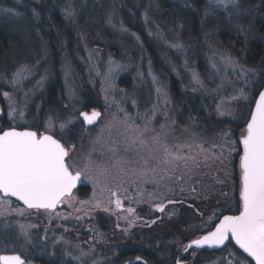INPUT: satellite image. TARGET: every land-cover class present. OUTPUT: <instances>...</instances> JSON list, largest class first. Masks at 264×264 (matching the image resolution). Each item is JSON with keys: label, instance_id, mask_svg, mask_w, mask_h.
Wrapping results in <instances>:
<instances>
[{"label": "rangeland", "instance_id": "374dc122", "mask_svg": "<svg viewBox=\"0 0 264 264\" xmlns=\"http://www.w3.org/2000/svg\"><path fill=\"white\" fill-rule=\"evenodd\" d=\"M82 1L75 15L71 12L74 0H69L66 3L69 10L62 12L63 22L74 31L72 45H64L62 38L68 35L61 19L48 16L52 13L44 10L45 23L52 31L45 29L43 24L42 32L62 42L53 46V57L37 31L35 25L40 24V17L37 19L33 15V9H29L32 22L27 18V9L19 13L22 4L17 0H0V119L7 129L47 131L60 139L69 149V162L85 173L81 179L83 187L79 188L84 197L78 196L79 189H76L61 207L51 212L31 209L20 215L15 209L24 207L15 200L3 198L11 204L0 206V213H3L0 215V256L19 255L25 264H125L133 259H119V254L138 248L152 251L161 264H176L178 257L182 258V264H239L241 260L249 264L250 259L246 260L245 255L237 256L229 249L222 248L209 255H200L197 249L183 251L186 244L211 228L217 220L214 213L219 209L216 207L230 199L236 187L230 182L234 178L230 170L239 140L246 134V124L234 135L227 124L240 123L248 110L249 119L258 74L251 71L242 75V65L236 60L238 66L225 65L222 57L231 56L217 45L231 28L239 30L236 25L242 24L241 16L228 17L224 12L205 16V6L209 2L205 0L199 13L203 19H213L207 22L210 29L198 36L195 28L188 30L183 18L186 12H179L171 4L182 1L146 3L150 18L167 29V35L160 32L147 21L145 11L140 13L144 36L165 53L160 60L162 78L154 69L158 65L153 67L142 52L136 32L113 17L111 23L107 19L108 29L102 36L116 34L120 57L100 53L85 41L83 33L76 32L75 26L84 28V22L88 23L91 18L97 23L99 0ZM55 2L59 5L62 0ZM90 2L95 6L91 7ZM133 2L135 6L140 4V0ZM3 9H13V12ZM69 12L71 16L67 15ZM93 23L86 26H96ZM243 28L244 36L248 37L249 28L247 25ZM122 38L132 44L125 43ZM208 40L213 42L212 46H208ZM177 41L183 45L180 51L169 46ZM65 48L71 49L70 55ZM4 50H8V57L1 56ZM52 59L54 73H51ZM37 60L40 63L34 75L18 86L22 90L14 91L5 83V77L10 80L19 64L34 65ZM110 61L111 67L120 66L113 74H109ZM213 63L217 68L212 67ZM193 72L198 74L203 86L193 80ZM41 76L44 77L42 86L37 87ZM172 83L180 93L198 98L206 118L215 121L213 127L200 128L193 122L185 124L179 120ZM51 85L53 88L48 92L51 97L46 102ZM4 91L12 93L16 100L15 119L8 115L9 101L2 95ZM88 103L93 106L85 109ZM218 105L221 106L219 111ZM20 110L24 111L23 118L19 116ZM91 110L98 111L100 118L95 126L85 129L79 115ZM67 121L70 123L61 129L60 125ZM153 137L158 140L154 141ZM229 142L234 143L236 151L230 150ZM240 146L239 157L243 151ZM165 147L192 159H187V163L181 159L165 165ZM239 157L235 174L238 180L236 196L240 200ZM153 168L155 173L151 172ZM202 178L210 179L201 181ZM112 191L117 195L112 196ZM207 195L212 197L207 198ZM214 195L218 198L212 199ZM117 198L122 204L119 210L112 202ZM211 200L214 205H210ZM97 201L99 208L95 207ZM194 202H203L201 205L209 208L207 213L203 214ZM160 204L164 206L163 212L156 211ZM128 208L134 211L129 214ZM183 209L198 215V224L180 227L171 220ZM20 225L25 226L27 234ZM158 232L163 235L157 236ZM157 237L165 240L160 252L155 251L160 244Z\"/></svg>", "mask_w": 264, "mask_h": 264}, {"label": "snow or ice", "instance_id": "6c2138e0", "mask_svg": "<svg viewBox=\"0 0 264 264\" xmlns=\"http://www.w3.org/2000/svg\"><path fill=\"white\" fill-rule=\"evenodd\" d=\"M3 11L13 12V9H3ZM245 11L238 0H209L205 6V16L224 12L228 17H240ZM33 15L37 16L38 13L33 10ZM67 15L71 16L72 13L69 12ZM111 22V16H109L108 23ZM236 26L242 33L245 31L242 24ZM178 27L182 28L183 25H178ZM169 46L177 51L183 48L179 41L171 43ZM222 60L225 65L238 66L231 57H222ZM39 63L40 61L37 60L34 65L19 64L12 72L10 80L5 77V83L11 86L14 91L22 90L18 86H22L25 80L34 75ZM111 64L110 61L109 74H113L120 68L119 65L113 68ZM212 67L217 68L215 63L212 64ZM251 71L253 70L243 69L241 66L242 75ZM192 78L197 84L203 86L196 72L192 73ZM155 79L153 77L154 81ZM43 80L44 77L41 76V79L36 82V86H42ZM157 91L159 93L161 90L158 88ZM241 93L243 95V90ZM2 95L9 101V117L15 119L14 114L17 112V108L14 107L16 100L13 94L4 91ZM26 100L27 93H25ZM37 107L39 108V105ZM220 107L218 105V111ZM99 115L100 113L95 110L90 115L85 112L80 113L85 124H92ZM19 116L24 117L23 110L19 111ZM50 121L51 118H49ZM67 123L70 121L62 123L61 129L65 128ZM145 127L147 128V125ZM153 140L157 141L158 137H153ZM239 144L243 149L239 157L241 170L239 214L223 216L219 223L215 224L214 230L198 239L191 240L184 246L183 251L187 252L193 246L196 249L204 246L219 247L231 239L244 253H247L248 257L255 261V264H264V91L259 92L255 107L251 110L250 119L246 123V134L242 135ZM229 148L231 151H236L233 142H229ZM221 154L223 155V153ZM181 159L187 163V159L192 158H185L170 151L167 147L164 148L163 163L165 165ZM151 172L155 173L156 169H151ZM84 175V172L76 170L74 165L69 162V149L65 147V144L60 139L54 138L53 135L47 134V131L17 130L16 127L0 129V194H2L0 195V206L11 204V201L3 199L4 197H14L16 201L22 202L25 206L15 209L20 215L31 209H43L51 212L72 195L73 189L76 188L77 183ZM88 179L92 178L88 177ZM111 195L116 196L117 193L112 191ZM112 202L117 210L121 209L120 199L117 198ZM95 207H100L99 201L96 202ZM164 210L162 204L156 206V211L163 212ZM127 211L131 214L134 210L128 208ZM2 214L0 213V215ZM209 222L211 223V220ZM20 228L27 234L24 225H20ZM139 259L138 257L137 260ZM0 264H25V261L19 255L0 256ZM176 264H182V258L178 257ZM239 264H246V261L241 260Z\"/></svg>", "mask_w": 264, "mask_h": 264}, {"label": "trees", "instance_id": "16d2710c", "mask_svg": "<svg viewBox=\"0 0 264 264\" xmlns=\"http://www.w3.org/2000/svg\"><path fill=\"white\" fill-rule=\"evenodd\" d=\"M68 1L69 0H62L61 4L58 5L56 4L55 0H17V2L22 4V6L19 7L21 11L18 12L21 13L23 9H27L26 14L28 19L31 20L29 9H33L35 10L36 13H38L36 17L37 19L38 17H40L39 19L40 24L39 25L36 24L35 26L36 28L38 27L37 31L40 34V37L43 39V41L46 43L47 47L49 48L48 54H52L53 57L55 53L54 51L55 49H53V46L57 45L58 43L60 44L62 42H58V40H55L56 38L53 37L51 34L47 35L44 34V32H42L41 28L42 29L44 28L43 24H45V29L47 28L48 30L52 31L51 26L48 23H45L46 19L44 18L45 17L44 10L45 11L48 10L49 12L52 13V14L48 13V16L52 15L54 17L61 19L63 30L68 35V38H62L64 39L63 40L64 45L65 44L68 45V43L72 45L71 35L73 34L74 31L71 32L70 28H68L67 24H65L62 19L64 18L62 16L63 14L62 12L63 11L67 12L69 10L68 5L66 4ZM74 1L75 2L73 5V9L70 7L73 15H75L76 11L80 9V6L82 4L81 3L82 0H74ZM149 1H165L166 3L172 2L170 0H140L139 6H135L134 5L135 2H133V0H99L98 1L99 7H97V9L99 8L98 13L100 19L97 21V23H93L94 18H91L88 21V23L84 22V28L80 27L79 25H76L75 30L76 32L80 31L81 33H83L84 40L90 43L95 50L99 51L100 53L102 52L104 54H109L112 57L118 58L121 56V51L115 44V41H117L116 34H113V36L110 37L108 36L105 38L102 36L104 34L103 32L108 29L107 19L109 18V16L113 17L114 20L117 19L118 21L122 22L124 27L131 28L133 31L136 32L137 37H139L140 40L142 52L151 62L153 67L155 66V64L158 65L154 67V69L157 70L160 77H162L163 74L161 75L160 71L163 69L160 66L162 63V61L160 60H162L163 57L162 55H165V53L163 54V50L160 47L153 46V44H151L150 41H148L144 36L145 33L142 29V23L140 22L141 21L140 13L145 11V15L148 18L147 21H149L151 25L155 26L158 30H160V32L167 35V29L163 25H161L158 21L156 22L155 20H152L148 15L146 10V3H148ZM180 1H182L183 3L178 4L172 2L171 4L174 7V9L179 10V12L180 10H184L186 12V14L183 15V18L184 21L188 24V30L195 28V32L198 33V36L203 35L206 31L210 29L208 27L207 22L208 21L211 22L213 19L212 17H207L203 19L202 15L199 13V9L205 0H198L197 3L193 2L194 0H180ZM238 2L241 4L242 9L246 10L245 13L241 15V23L242 25L245 26L247 25V28H249L250 31L249 36L246 37L241 31L237 29L235 30V28L233 29L231 28V31H229V33H227V35L224 36L222 40L219 39L217 47H219V49L226 51L227 54H230L231 58L238 61L244 68L253 70V72L258 74V83L255 91L252 94V100L250 103V107H251L252 104L254 103L257 94L260 92L261 88L264 85V0H238ZM90 4H92L91 7L95 6L93 5L92 2H90ZM36 20H34L35 23ZM92 23L96 26H93L91 28L89 26H86V24L90 25ZM122 39L126 41L125 43L132 44L129 41H127L126 38H122ZM212 45L213 42L208 40V46H212ZM65 52H67V54L70 55L71 49L68 51L65 48ZM2 53L3 54L1 56L8 57V50L7 51L4 50V52ZM50 59L51 58L49 57V60ZM52 61L53 59L50 62L52 67L51 73H54V65H53L54 62L52 63ZM167 79H168V75H167ZM167 81L170 82L171 80H167ZM54 84H56V80H54ZM172 84H173L172 87L174 89L175 103L179 109V120L185 124H189L190 122H193L194 125L200 128L201 126H206V128L213 127L215 121L211 118H206L204 112H202L203 108L198 98L191 97L187 93L186 94L180 93L176 89L174 83ZM52 88L53 85L49 86L48 88L47 97L45 96L47 100L46 102H48V100L51 97L50 94L48 95V92ZM91 106H93L92 103L85 104V109H88ZM248 114H249V110H248ZM248 114L245 117V119L241 120V122L238 124L236 122L235 123L228 122L227 125L232 135H234L239 129L245 127L246 121L248 120V116H249ZM236 148L237 151L235 155H233L232 165L230 170L231 171L230 176L232 177L234 176V178L231 179L230 182L236 186L233 195L227 201L223 200L221 203H219V205L216 207L219 210L216 211V213H214V217H216L217 220L211 224L210 226L211 228L209 230L207 229V231L202 232L201 235L209 232L222 216L236 215L239 213L240 200L236 196L238 180L236 179V174H235L236 172L235 163L239 157L238 155L241 146L237 145ZM200 176H204V175H200ZM206 179L208 180L210 178H205V179L202 178L200 180L204 181ZM81 190L82 189L77 190L76 194L80 197H84V195L80 193ZM207 196H208L207 198L212 197V195L211 196L207 195ZM215 197L218 198L217 195H214L212 199H214ZM194 203L198 208L201 207L200 211L203 214L204 212L207 213L209 208L206 205H201L203 204V202H194ZM213 203L211 200L210 205ZM171 220L176 222L178 225H180V227H188V226L196 225L199 222L198 215L193 214L192 212H188V210H184V209L179 211L177 214H175ZM158 233L159 234H157V236L163 235L160 232ZM167 237L169 238L170 234ZM156 239L161 245L159 244L155 249V251L160 252L163 249V244H164L163 241L165 240L164 239L159 240L160 238L158 237ZM223 249H229L233 251L237 256L240 255L244 257L243 254L231 242H228L223 247ZM169 253H171V251H169ZM211 253L214 254L216 252H212V251L208 252L206 250H203L200 252V255H204V254L209 255ZM122 257H126V259H136L139 257L145 262V264H161L160 263L161 260H156V255L152 251H145L138 248L127 249L126 251L119 254L118 258L120 259ZM245 259L247 260L249 258H245ZM135 264H140V263H135ZM249 264H254V263H252V261L249 260Z\"/></svg>", "mask_w": 264, "mask_h": 264}, {"label": "water", "instance_id": "95a60500", "mask_svg": "<svg viewBox=\"0 0 264 264\" xmlns=\"http://www.w3.org/2000/svg\"><path fill=\"white\" fill-rule=\"evenodd\" d=\"M260 91H264V85H263V87L261 88V90ZM258 95H259V93L257 94V96H256V98H255V101H256V99L258 98ZM255 101H254V105H253V107H252V109L255 107ZM96 111V110H95ZM85 113H88L89 115L93 112V110H91V111H84ZM96 112H98V111H96ZM99 113V112H98ZM250 116H251V113H250ZM99 118H100V115H99V117H97V119L92 123V124H85L84 122H83V117L82 116H80L79 115V119H80V121H81V123L84 125V127H85V129H89V128H91V127H93V126H95L97 123H98V120H99ZM249 119H250V117H249ZM246 128V127H245ZM81 186V181H79L78 183H77V186H76V188H74L73 189V191L74 190H76V189H78L79 187ZM73 193V192H72ZM14 200H15V198L14 197H12ZM16 201V200H15ZM17 202H19L21 205H23V203L22 202H20V201H17ZM24 206V205H23ZM62 206V204H59V205H57V207H61ZM25 207V206H24ZM56 207V208H57ZM239 214V213H238ZM238 214H236V215H238ZM225 216V215H224ZM223 218V216L220 218V219H222ZM219 219V220H220ZM219 220H218V222L217 223H219ZM214 228H215V225H214V227L210 230V231H212V230H214ZM208 233V232H207ZM207 233H205V234H203V235H206ZM202 236V235H201ZM199 238V237H198ZM197 238V239H198ZM228 242H231L243 255H245L247 258H249L254 264H255V261L251 258V257H248V255H247V253H244L243 252V250L242 249H240L239 248V246L238 245H236L235 244V241H233V240H231V239H229V240H227V241H225V244L224 245H221V246H219V247H208V246H204V247H202V248H200V249H197V250H200V251H202V250H207V251H218V250H220V249H222ZM190 243V242H189ZM191 249H196L195 248V246H193V248H191ZM190 250V249H189ZM2 256H12V255H2Z\"/></svg>", "mask_w": 264, "mask_h": 264}, {"label": "flooded vegetation", "instance_id": "af4514ba", "mask_svg": "<svg viewBox=\"0 0 264 264\" xmlns=\"http://www.w3.org/2000/svg\"><path fill=\"white\" fill-rule=\"evenodd\" d=\"M0 118H1V111H0ZM0 129H7V128H5V126H4V122H3V119H0ZM17 130H19V129H17ZM82 186V185H81ZM80 186V187H81ZM79 187V188H80ZM83 187V186H82ZM78 188V189H79ZM76 191V190H75ZM74 193V192H73ZM72 193V194H73ZM0 195H2V194H0ZM4 198H10V199H12V200H14L12 197H4ZM18 204L19 205H21L19 202H18ZM22 207H24L23 205H21ZM40 210H43V209H40ZM134 260H136L135 262H134ZM129 262H131V264H135V263H140V264H145V262L141 259V260H137V258L136 259H133L132 261H128V262H126L125 264H129Z\"/></svg>", "mask_w": 264, "mask_h": 264}]
</instances>
